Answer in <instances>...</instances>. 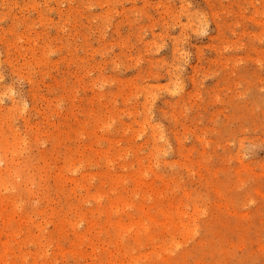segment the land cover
<instances>
[{"label":"rangeland","instance_id":"obj_1","mask_svg":"<svg viewBox=\"0 0 264 264\" xmlns=\"http://www.w3.org/2000/svg\"><path fill=\"white\" fill-rule=\"evenodd\" d=\"M0 264H264V0H0Z\"/></svg>","mask_w":264,"mask_h":264},{"label":"bare ground","instance_id":"obj_2","mask_svg":"<svg viewBox=\"0 0 264 264\" xmlns=\"http://www.w3.org/2000/svg\"><path fill=\"white\" fill-rule=\"evenodd\" d=\"M1 84V83H0Z\"/></svg>","mask_w":264,"mask_h":264}]
</instances>
